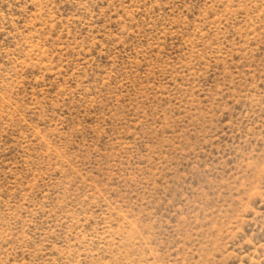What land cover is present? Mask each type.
<instances>
[{"label":"rangeland","instance_id":"obj_1","mask_svg":"<svg viewBox=\"0 0 264 264\" xmlns=\"http://www.w3.org/2000/svg\"><path fill=\"white\" fill-rule=\"evenodd\" d=\"M0 264H264V0H0Z\"/></svg>","mask_w":264,"mask_h":264}]
</instances>
